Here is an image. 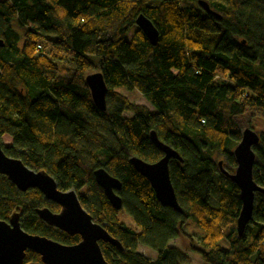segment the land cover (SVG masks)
<instances>
[{"label":"trees","instance_id":"obj_1","mask_svg":"<svg viewBox=\"0 0 264 264\" xmlns=\"http://www.w3.org/2000/svg\"><path fill=\"white\" fill-rule=\"evenodd\" d=\"M197 1L0 0L1 147L30 169L45 170L58 189L75 192L91 220L122 247L99 242L109 264H189L185 253L168 246L178 236L204 264H264V196H254L255 228L238 237L239 191L215 162L223 156V169L232 172L231 149L244 120L264 118V0H203L220 19ZM139 14L158 31L154 46L137 28L125 40ZM93 72L101 73L106 97L118 106L105 100V111L95 108L84 84ZM118 88L136 90L155 112ZM151 130L182 160L168 162L181 213L161 206L128 162L163 156L148 137ZM252 149V179L264 188L263 133ZM98 167L121 182L119 211L94 181ZM42 207L59 211L36 189L21 193L0 175V220L19 212L26 233L63 245L79 242L42 222L35 213ZM121 212L134 228L118 220ZM186 220L203 232L197 247L182 230ZM138 245L153 250L154 259ZM29 262H40L39 255L26 251L23 264Z\"/></svg>","mask_w":264,"mask_h":264},{"label":"water","instance_id":"obj_2","mask_svg":"<svg viewBox=\"0 0 264 264\" xmlns=\"http://www.w3.org/2000/svg\"><path fill=\"white\" fill-rule=\"evenodd\" d=\"M196 4L205 13H213L217 19H220V16L212 12L203 0H198ZM134 25L150 45L156 44L158 31L149 19L139 14ZM84 84L95 108L105 111L107 87L101 73L87 74L84 77ZM148 137L163 156L154 163L145 162L135 156L130 157L128 162L138 174L148 181L156 201L161 206L181 213V207L176 200L169 179L168 162L170 159L179 162L182 160L170 146L157 138L155 131L151 130ZM258 141L259 134L249 126H245L241 131L240 140L232 150L235 163L233 173L224 170L221 161L217 163L221 174L239 191L240 210L235 222L238 237L243 235L252 219L255 194L264 196V188L252 179L255 161L252 148ZM0 175L5 176L19 192L24 193L29 189H36L46 201L56 204L59 207L58 212L54 213L47 207H42L35 210L37 217L48 226L69 236L77 235L80 238L79 242L74 245H63L39 235L28 234L20 227V213L13 212L7 221L0 220V264H23L26 251L39 255L40 262L25 264H109L102 256L99 242L109 244L118 250L122 249L120 243L110 237L101 225L93 222L81 208L73 190L58 189L54 179L45 170L35 171L24 165L20 159L7 156L1 143ZM93 178L102 189L111 207L119 211L121 199L117 192L121 189V182L101 167L93 170Z\"/></svg>","mask_w":264,"mask_h":264},{"label":"rangeland","instance_id":"obj_3","mask_svg":"<svg viewBox=\"0 0 264 264\" xmlns=\"http://www.w3.org/2000/svg\"><path fill=\"white\" fill-rule=\"evenodd\" d=\"M180 4L183 5V2H181ZM11 25L13 28L18 29V24H16L15 20H13L11 22ZM136 28H137L136 26L134 28H132L131 31L126 35V37H125L126 41L130 40L132 32ZM21 43H22V36H21V39L19 41V46L21 45ZM116 92H118L120 95L126 97L130 102H132L134 104L145 106L150 113L155 112L153 107L146 101L144 96H142L136 90H134V89L128 90L125 88H118V89H116ZM106 101H108L107 104L110 107H116L119 105L117 100L114 99L113 97L107 96ZM123 116L131 117V113L128 111H125V112H123ZM244 125L249 126L257 134H260V133L264 134V118H262V117L254 116V117L246 118L244 120ZM1 141H2V145L4 147L10 146L11 140H10L9 136H7V135L2 136ZM232 149H231V151H232ZM215 160H216L215 161L216 164L218 163V161H221L222 162V168H224L223 166H224L225 161H224L223 156L218 155V156H216ZM233 171H234V169L232 170V172H229V173H233ZM117 218L120 222H123L126 226H128L130 228H134L132 221L130 220L129 216L126 213H124V212L119 213ZM247 226H248V228H251L250 230L249 229L246 230L248 233L249 231L254 229L256 225L252 224L250 222ZM182 230H183V232L189 234L192 237L193 245L195 247H197V239L203 235V232L201 231V229L192 220H186L182 224ZM188 245H189V240L183 236H178L177 238H175L174 240H172L168 244L169 247L176 248V249L180 250L181 252L185 253L189 259V264H204L203 261L201 260L200 256L197 253L190 251V249L188 248ZM221 245H223L225 247L227 245V243L222 241ZM137 251L149 259H154V257H155V252L148 247L138 245Z\"/></svg>","mask_w":264,"mask_h":264}]
</instances>
